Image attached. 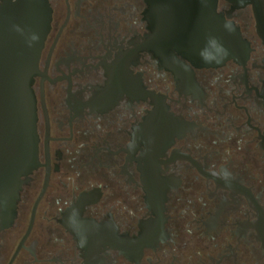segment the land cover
Instances as JSON below:
<instances>
[{
  "label": "flooded vegetation",
  "instance_id": "1",
  "mask_svg": "<svg viewBox=\"0 0 264 264\" xmlns=\"http://www.w3.org/2000/svg\"><path fill=\"white\" fill-rule=\"evenodd\" d=\"M216 2L247 50L200 67L157 55L145 0H49L0 264H264V0Z\"/></svg>",
  "mask_w": 264,
  "mask_h": 264
},
{
  "label": "water",
  "instance_id": "2",
  "mask_svg": "<svg viewBox=\"0 0 264 264\" xmlns=\"http://www.w3.org/2000/svg\"><path fill=\"white\" fill-rule=\"evenodd\" d=\"M155 49L179 53L200 67L219 66L247 50L240 31L216 12V0H145ZM52 9L49 0H5L0 10V224L16 216L24 181L37 167L32 85Z\"/></svg>",
  "mask_w": 264,
  "mask_h": 264
}]
</instances>
